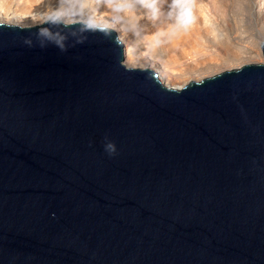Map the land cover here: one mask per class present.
Returning <instances> with one entry per match:
<instances>
[{"label": "water", "instance_id": "obj_1", "mask_svg": "<svg viewBox=\"0 0 264 264\" xmlns=\"http://www.w3.org/2000/svg\"><path fill=\"white\" fill-rule=\"evenodd\" d=\"M123 60L0 24V264H264V62L170 89Z\"/></svg>", "mask_w": 264, "mask_h": 264}, {"label": "bare ground", "instance_id": "obj_2", "mask_svg": "<svg viewBox=\"0 0 264 264\" xmlns=\"http://www.w3.org/2000/svg\"><path fill=\"white\" fill-rule=\"evenodd\" d=\"M239 1L78 0V9L68 11V0H0V24L30 27L52 16L62 21L65 15L64 23L85 21L112 29L123 48L125 67L150 69L164 87L180 89L185 84L173 86L174 81L187 79L190 83L252 62L233 40L250 36L248 30L223 25L221 12L231 15L232 4ZM214 14L218 20L213 19ZM249 14L253 17L250 5ZM259 30L264 33V22L259 23ZM130 36L132 40L127 39ZM254 40L251 47L261 49L262 42Z\"/></svg>", "mask_w": 264, "mask_h": 264}, {"label": "rangeland", "instance_id": "obj_3", "mask_svg": "<svg viewBox=\"0 0 264 264\" xmlns=\"http://www.w3.org/2000/svg\"><path fill=\"white\" fill-rule=\"evenodd\" d=\"M73 2V0H68V3L66 4V9L69 11L74 10V9H78V6L80 5V2H78V0H74L75 2H73V5L71 2ZM248 3H245V0H240L239 2H243L244 6L240 7V3H233L232 4V10L231 15H228V13H226L225 11H222L221 14L223 16V21L224 24L223 25H230L231 27L233 25H239L243 28H246V30H248V33H250V36H246V38H244L243 40H238L237 38H234V44L239 43V45L236 46H242V51H243V55L248 57L249 59H252V62L249 64H256V63H263L264 62V58L262 55V51L259 47L256 46H252L251 47V43L254 41L261 43L264 39V33L261 34L262 31L259 30V23L264 22V0H248ZM249 5L252 7V14L253 17H251V14H249ZM68 6V7H67ZM75 6V7H74ZM142 5H140L141 7ZM70 8V9H69ZM213 19L214 20H218L217 19V15L214 14L213 15ZM67 19V17L64 15V17L62 18L63 20ZM62 20V21H63ZM85 22V21H84ZM40 24V23H39ZM225 31V30H224ZM118 36V35H117ZM128 40H132L133 37H127ZM144 43V40H142V45ZM246 45V46H245ZM248 45V46H247ZM250 45V46H249ZM241 48V47H240ZM261 57V58H260ZM133 68V67H132ZM139 68V67H136ZM240 67H234V68H226L223 71H227V70H233V69H238ZM143 69V68H140ZM222 70L220 72H223ZM218 72V73H220ZM157 74V73H156ZM214 75V74H213ZM212 75H207L206 77L203 78H197V79H193L191 81H195L198 82L204 78L207 77H211ZM187 80V79H185ZM185 80H176L173 82V86H183L184 84H188L189 81H185ZM187 82V83H185Z\"/></svg>", "mask_w": 264, "mask_h": 264}]
</instances>
